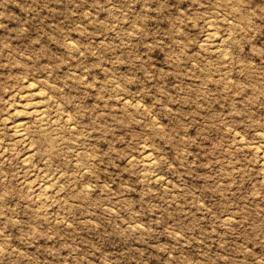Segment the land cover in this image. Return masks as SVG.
Here are the masks:
<instances>
[{
	"label": "rangeland",
	"instance_id": "1",
	"mask_svg": "<svg viewBox=\"0 0 264 264\" xmlns=\"http://www.w3.org/2000/svg\"><path fill=\"white\" fill-rule=\"evenodd\" d=\"M262 151L264 0H0V264H264Z\"/></svg>",
	"mask_w": 264,
	"mask_h": 264
},
{
	"label": "bare ground",
	"instance_id": "2",
	"mask_svg": "<svg viewBox=\"0 0 264 264\" xmlns=\"http://www.w3.org/2000/svg\"><path fill=\"white\" fill-rule=\"evenodd\" d=\"M24 83H26V85H27V87H32L33 86V84L34 83H32L31 81H29V79L28 80H25V82ZM34 85H36V84H34ZM34 90H37V89H31V90H26L27 92L25 93V94H23L21 97H22V100L23 101H29V100H33L34 102H32V104H34V107H37V105L36 104H38L40 101H37L36 100V95H37V93L38 92H35ZM40 90V89H39ZM42 90V89H41ZM39 98V97H38ZM41 99H43V98H41ZM19 100V99H18ZM21 100V99H20ZM19 100V101H20ZM22 101V102H23ZM31 104V103H30ZM24 106V105H23ZM32 106V105H31ZM43 106V105H42ZM47 106V105H46ZM33 107V106H32ZM31 107V108H32ZM54 107V106H53ZM13 109H15V108H13ZM31 110V109H30ZM32 110H34V109H32ZM37 110V109H36ZM43 110H44V108H43ZM14 112V111H13ZM18 112V111H17ZM32 112V111H31ZM41 112V111H40ZM15 113V112H14ZM42 113L43 112H41L39 115H41V117L43 116L42 115ZM48 115V114H47ZM37 116V115H36ZM38 117V116H37ZM46 117V116H45ZM17 118V117H16ZM69 119V118H68ZM43 121V120H42ZM70 124V123H69ZM25 129H26V123H25V121H23V120H21V119H16L14 122H13V131L17 134V135H23L24 134V131H25ZM25 135V134H24ZM23 135V136H24ZM22 136V137H23ZM145 146V145H144ZM147 146V145H146ZM143 151H145L144 153H146V147H144L143 148ZM263 152V151H262ZM33 153V152H32ZM264 153V152H263ZM263 153H262V155H263ZM27 154V153H26ZM31 155V154H30ZM29 154H28V156H30ZM149 155H151V154H149V153H146L145 154V159H144V161H146V162H148V161H150L151 159H150V157H149ZM27 157V156H26ZM25 157V158H26ZM149 157V158H148ZM146 158H147V160H146ZM153 158V157H152ZM150 159V160H149ZM26 160V159H25ZM140 162H141V160H140ZM262 162H264V161H262ZM146 164V163H145ZM150 165V164H149ZM156 175V174H155ZM155 178V177H154ZM44 183V182H43ZM55 183V182H54ZM41 184V183H40ZM39 184V185H40ZM46 184V183H45ZM49 184H50V182H49ZM45 189H46V187L44 188V192H45ZM52 190V189H51ZM48 193V192H47Z\"/></svg>",
	"mask_w": 264,
	"mask_h": 264
}]
</instances>
